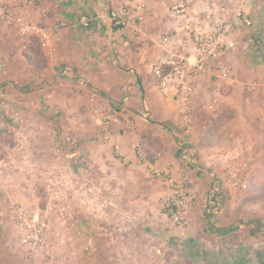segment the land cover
I'll list each match as a JSON object with an SVG mask.
<instances>
[{
	"label": "crops",
	"instance_id": "1",
	"mask_svg": "<svg viewBox=\"0 0 264 264\" xmlns=\"http://www.w3.org/2000/svg\"><path fill=\"white\" fill-rule=\"evenodd\" d=\"M0 1L19 20L9 26L0 24V130L14 135L16 141L30 131L35 135L42 133L45 123L55 129L77 123L74 126L84 133L88 131L91 112L88 106L92 100L113 110L111 124L116 146H99L102 152L110 155L109 158L95 159L93 154L88 155L89 162L86 158L83 160L96 166L111 167V172L97 180L100 188L112 185L100 190L101 198L105 200L99 207L100 213L104 210L102 215L111 214L105 209L113 205L112 211L119 216L114 219L115 224L121 230L125 229L124 223L129 222L128 228L131 226L134 230L144 217L151 215V224L147 219L143 221L145 228L151 229L147 258H133L130 253L124 256V262H129L130 258L132 263L156 262L159 250L172 262L166 250L171 244L180 264H264V219L250 218L247 213L245 220L236 223L235 208L226 205L219 178L215 177L216 172L221 176L220 163L207 153L205 145L195 144L185 133L178 117L175 85L170 87L167 96L161 95L153 74L166 39L173 40L180 51L194 59L196 52L186 27L209 29L221 15L220 2L228 7L227 17H235L240 6L243 14L256 23V19L264 16V0H191L183 17L176 19L170 14L171 27L166 25L167 22L163 26L159 24L163 21L162 13H170L174 0L31 1L37 4V9L27 5V0ZM141 3L147 4V21L142 31H120L111 27L110 11L128 9L133 16ZM83 15L94 19L91 27L81 26L79 19ZM60 22H66L68 26L56 30L55 25ZM132 22H136L134 16ZM260 26L256 30L260 35L257 40L264 37V26ZM243 28L234 30L231 36L233 48L214 66L227 64L234 73L233 79L218 80L210 73L196 80L193 114L197 123L208 127L207 135L217 126L226 125L228 117L235 120L242 114V119L251 118L249 110L241 112L240 98L235 97V91L243 89L244 79L252 77L248 83L250 91L256 81L260 84L252 93L264 91V52L261 53L264 46L252 44L241 50L236 43ZM248 55L253 58L257 55L259 59L255 58L257 62L251 63ZM231 90L234 93L228 94ZM150 92L151 102H148L146 97ZM214 95L219 98L220 105L212 112L208 110V104ZM153 103L163 106L162 109H156ZM150 104L151 112L146 117L144 109L150 108ZM261 107L256 112L260 122L258 143L264 146V108ZM131 119L135 125L138 123L136 128L130 127ZM18 120L22 124L20 127L14 125ZM66 120L72 122L65 123ZM241 134L236 126L228 133L229 139ZM241 141L237 139L233 143L243 146ZM248 142L255 146L253 139L249 138ZM76 148V154L81 156L88 152L87 149L91 150L90 146ZM40 160V146H0V182L12 181L9 172L14 166L18 171L16 174L27 177ZM152 165L158 168L181 165L189 170V189L197 191L200 198L190 212L193 223L188 227L163 226L167 218L161 212L160 202L166 187L151 177L149 167ZM25 178L20 176V182ZM87 182L94 184L90 179ZM142 182L148 188L144 189ZM108 189L109 192L103 194ZM232 193L229 194L233 197ZM11 199L18 197L12 195ZM125 205L128 207L124 208ZM124 218L129 222L123 223ZM103 223L104 220L100 222L102 231L116 230L111 229L112 220ZM15 247L17 256L1 258L0 264H42L38 260L29 261L20 246L16 244ZM77 258L81 259L79 263L83 260H88V264L95 262L92 254ZM114 258L112 261H116ZM112 261L99 260L100 263Z\"/></svg>",
	"mask_w": 264,
	"mask_h": 264
},
{
	"label": "rangeland",
	"instance_id": "2",
	"mask_svg": "<svg viewBox=\"0 0 264 264\" xmlns=\"http://www.w3.org/2000/svg\"><path fill=\"white\" fill-rule=\"evenodd\" d=\"M31 1L35 0H27V5H29ZM143 5H146L147 7L146 3H141L140 7ZM146 7L142 9V21L132 22L134 15L132 14L133 16H131L129 14L130 19H127L129 23L120 28V31L133 30L134 32L139 33L147 21L145 19L147 12ZM127 11L130 10L127 9ZM168 13H162L161 18H163V21L160 22L159 26H163V24L167 22L166 25L171 27L172 22L168 21L171 17V12L167 16L166 14ZM109 23L111 27H113L110 20ZM260 25L264 26V16L260 18V20L256 19V23L253 27L244 26L245 28H243L242 32L239 34V42L236 43L240 49H243L244 47H252V44H255L258 47L264 46V43H262V40H264L263 35L260 40L256 39L260 36L256 31L259 27H261ZM262 30L264 31V27ZM154 39L157 40L158 38L155 37ZM150 41H152V39H150ZM237 45H235V47H237ZM164 51L165 50L163 48L162 55H160V57L165 54ZM263 52L264 48L261 53ZM255 56V58L259 59V56ZM247 57H249L251 63L257 62L253 56L248 55ZM251 78L244 79L243 89L235 91V97L238 96L240 98L241 104H239V107L241 112H243L244 109L249 110V114H251L250 119H242V114L235 120H232V117H228L226 125L217 126L214 130H211L209 135H207L208 127L204 124L197 123L195 118H193L196 126H205L207 130L204 133L198 132L193 135H188L194 140L195 144L198 145L201 143L205 145L204 147L206 148L208 154H210V150L213 147L240 149L244 153L251 170L248 188L242 191L228 186H222L221 182L219 183L221 186L220 192L223 194L226 205L232 209L235 208V212L237 213L236 223L245 220L244 214L247 213L250 214V218L252 216L254 218L262 217V219H264V146H259L258 143L260 138V122L258 118L259 115L256 113L259 106L264 108V91L261 90L257 93H252L248 87V83L253 80ZM232 93H234L233 90L229 91L228 94ZM224 96L227 97L228 95ZM146 101L151 102V92L146 97ZM153 106L156 109L158 107L159 110L160 105L158 103H153ZM88 107L91 111L89 114L90 119L88 120L89 126L88 131H84V133H82V130H80L79 127L74 126L77 123H72L65 128H61L60 125L59 129H55V127L52 128L49 123H45L42 133L35 135L30 131L22 137L23 139L16 141L14 135H12V137L10 133H4V130H0V146H40L41 155L40 162L36 167L31 169L27 177L21 173L16 174L18 171L17 168H15L16 166H14V168H10L9 172L11 173L12 181L0 182V259H7L9 257H13V255L17 256L18 252L16 251L18 249L15 246L18 244L24 256L29 258V261L38 260L42 262V264H72L73 262L76 264H88L86 262L88 260H83L79 263L81 259L77 258L79 255H82L83 257L86 254H92L95 260L92 264L157 263V261L132 263L130 262L131 258L129 262H124L123 260V258H126L124 256L130 253L133 258L139 257L140 259L141 256L147 255V252L149 251L148 249L150 248L148 243H151V229L149 231L148 228H145L143 221L147 219V223L151 224V215L149 217H144V220H141V223H139L140 226L136 227L134 230L130 229L131 226L128 228L131 223L129 220L125 221L124 218L122 222L129 223H124L123 227H125V229L121 230L119 225L115 224L116 220L114 219L119 216L112 211L114 208L113 205L112 207L109 206L105 209L110 211L111 214L102 215L104 210L100 213L99 207L102 201H105L101 198L100 194L102 193L100 190H106L105 187L110 188L112 185H106L105 187L102 186V188H100V185L97 184V180L99 181V177L106 176L105 174L111 172V167H101L96 166L95 163L92 164V162L88 163L90 161V157H88V155L93 156L94 154L95 159L109 158L110 155H106L102 152L99 149V146H116V138L114 137L113 125L111 124L114 120V112L113 110L106 108L104 105L97 104L96 101L93 100ZM162 107L163 106L160 108L162 109ZM117 109H121V107H117ZM149 111L151 112V104L150 108L146 107V109H144L143 115L147 117V113H150ZM102 114H108L111 116L110 124L107 127V131L109 132L108 134H106L102 123ZM67 122L70 123L72 121L66 120L65 123ZM126 122L127 121H125V123ZM180 122L184 128V124L181 119ZM244 123V128L247 130L243 128ZM14 125L16 127H20L22 124L18 120ZM129 125L132 128H136L138 123L135 125L134 120L131 119ZM235 126L236 129H240L242 134L238 137H232L229 139L228 133L230 130L235 129ZM106 136L108 137L107 139ZM249 138L254 140L255 146H253L252 142H248ZM237 139L242 140L241 145L243 146L233 143ZM76 146H90L91 150L87 149L88 152L86 151L82 156L77 155L76 150L78 149ZM191 147L193 146L191 145ZM139 152L140 151L137 150V153ZM84 158H86L88 162L84 161ZM167 167H173L177 171L181 168H185L181 165H169L164 168H159L166 169ZM112 169H114L113 166ZM185 169L188 173H190L187 168ZM218 170L220 171V167ZM20 176L24 178L26 177L25 181L20 182ZM216 176L220 177V174L216 172ZM87 179H90L94 184H88ZM153 179L156 180L155 178ZM158 182L164 187L160 181ZM142 183L144 185V189L148 188L145 182ZM89 186L91 187L89 188ZM4 189L8 190L5 191ZM105 192H109V189L104 191L103 194H105ZM231 192H233V197L229 194ZM12 195H15L18 199L10 200ZM198 195L200 198L199 193ZM114 200L115 199H112L111 202H114ZM152 201L154 200L152 199L151 202ZM16 204L27 205L33 211L42 212V215L47 218L50 223L48 251L50 254H55L56 252L61 251L62 256L60 260L47 259L43 252H30L20 244L16 236L15 226L11 215L12 206ZM127 207L128 206L126 205L124 206V208ZM106 217L107 221H105ZM102 220H104L103 224L111 222L112 220L113 227L111 229L116 230L102 231L100 228V222ZM192 223L193 219L191 218L189 225ZM168 224L171 225L172 223L166 219L163 226H167ZM166 250L169 252L172 262H169L168 258L166 260L165 257L164 264H180L178 255L173 254V250H176L171 244L169 247H166ZM106 258L111 261L114 258L116 261H112L111 263L99 262V260L102 261ZM146 258L147 257L145 256L143 259ZM125 261H127V259H125Z\"/></svg>",
	"mask_w": 264,
	"mask_h": 264
},
{
	"label": "built area",
	"instance_id": "3",
	"mask_svg": "<svg viewBox=\"0 0 264 264\" xmlns=\"http://www.w3.org/2000/svg\"><path fill=\"white\" fill-rule=\"evenodd\" d=\"M190 3L191 0H174L170 8L171 15L176 19L183 17ZM29 5L35 9L38 7L34 2H30ZM145 7L146 5H143L135 12L136 21H142V9ZM227 13V5L220 2L221 15L209 29L186 27L196 52L194 59L180 51L174 41L169 38L166 39L165 54L159 58L153 68V74L161 95L167 96L170 87L175 85L177 112L187 135L198 132L204 133L207 130L205 126H196L193 121L192 99L196 92L197 78L212 73V76L218 80L233 79L234 73L227 64L220 63L218 66H214L229 49L233 48L231 36L234 30L240 26L253 27L255 24L252 18L243 14L240 6L237 8L235 17L229 18ZM127 19H130L129 11L125 9L122 14L117 10H112L109 14V20L115 28L120 29L126 26L129 23ZM15 21L18 22L19 20L12 15L8 6L0 1V24L9 26ZM93 22L94 19L87 15H83L79 19V23L85 28L91 27ZM67 26L66 22H60L55 25V29L59 30ZM211 67H214V70ZM258 85L260 86L256 81L251 91H256ZM219 105V98L214 95L209 101L208 110L214 112ZM101 119L106 134H108L107 127L110 124L111 116L102 114ZM139 154L141 155L140 152ZM210 154L220 163L221 176L215 175V177L219 178L222 186L242 191L248 188L251 170L244 153L240 149L213 147ZM151 168L152 177L166 187V193L160 202L161 212L174 226L178 228L188 226L191 221L190 212L199 200L198 193L189 189L190 173L185 168L178 171L173 167L160 169L152 165ZM11 215L18 241L25 249L30 252H43L47 259H61V251L55 254H50L48 251L50 223L42 215V212L33 211L24 204H16L12 206ZM157 253L159 260L156 264H164V253L162 250L157 251Z\"/></svg>",
	"mask_w": 264,
	"mask_h": 264
}]
</instances>
